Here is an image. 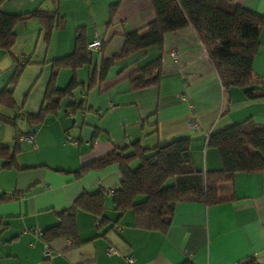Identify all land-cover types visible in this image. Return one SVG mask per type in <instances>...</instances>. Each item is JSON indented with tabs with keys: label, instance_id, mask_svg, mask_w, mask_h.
Wrapping results in <instances>:
<instances>
[{
	"label": "crops",
	"instance_id": "1",
	"mask_svg": "<svg viewBox=\"0 0 264 264\" xmlns=\"http://www.w3.org/2000/svg\"><path fill=\"white\" fill-rule=\"evenodd\" d=\"M234 4L264 16V0H233ZM117 3L109 22L111 5ZM56 10L64 16L62 28H53L45 44L36 19L17 24L11 49L0 50V92L12 87L14 109L0 106V114L25 119L44 104L49 82L64 89L71 79V97L47 112L32 129V141L19 138L15 166L2 168L0 159V264H236L254 257L264 264V173H237L231 182L218 185V196L230 199L214 206L197 202L177 205L165 234L133 227L130 212L118 222L111 203L118 189L116 165L75 177L80 166L117 148L125 154L132 144L152 149L178 138L190 141L195 169L206 172L221 167L217 152L206 145L210 133L249 120L264 124V97L249 100L243 90L225 91L205 49L190 26L167 33L160 52L162 76L156 85L130 89L129 75L137 65L155 59L159 50L139 52L138 64L118 62L98 81L99 64L117 55L122 34L139 30L153 19L149 0H4L1 10L25 13ZM86 29V48L92 62L71 71L53 67L52 61L71 54L77 28ZM95 37L104 48H89ZM253 61V76L264 84V25ZM175 51L177 58L171 57ZM17 65L23 69L13 82ZM93 77L91 87L88 79ZM13 85V86H12ZM82 103L80 107L71 102ZM153 121L156 125H153ZM194 122L196 127L189 124ZM0 122V143L11 150L13 130ZM9 126V125H8ZM69 141H75L74 146ZM105 192V225L82 210L75 219L79 244L66 238L44 244L37 232L57 222L54 211L66 208L82 192ZM47 246L50 256L43 254ZM114 248L117 254L108 255ZM132 257V262L127 258Z\"/></svg>",
	"mask_w": 264,
	"mask_h": 264
},
{
	"label": "trees",
	"instance_id": "2",
	"mask_svg": "<svg viewBox=\"0 0 264 264\" xmlns=\"http://www.w3.org/2000/svg\"><path fill=\"white\" fill-rule=\"evenodd\" d=\"M0 0V50L8 52L14 45L17 24L30 19L38 20L42 40L49 41L53 28L64 26V16L56 10L35 9L25 13H6L1 10ZM153 9V19L139 30L122 34L121 51L99 64L98 81L104 80L118 62L136 63L132 58L139 52L150 48L159 50L152 61L137 65L129 75L130 89H143L156 85L162 76L161 50L167 33L190 26L206 51L219 82L225 91L233 87L243 90L245 98L252 100L264 97V84L253 76V61L259 47V30L264 25V16L234 4L233 0H149ZM117 3L111 5L109 22L114 15ZM86 29L77 28L74 36V48L64 58L53 60V67H67L71 71L87 66L92 62V54L86 48ZM100 41V40H99ZM100 51L104 43H100ZM23 66L17 65L13 73L14 83ZM93 77L88 79L91 87ZM71 79L64 89L49 82L44 104L35 115L25 121L31 132H20L16 117L0 114V122L14 129L11 150L0 143L2 168L15 166L14 155L20 151L18 139L32 136V129L43 121L47 112L55 111L62 98L71 97L75 87ZM13 86V85H12ZM70 106L80 107L82 103L71 102ZM0 106L14 109L12 87L0 92ZM153 125L156 122L153 121ZM206 145L215 149L221 167L201 172L193 166L190 141L178 138L152 149L140 147L135 142L132 151L125 154L124 148H117L104 157L80 166L73 172L81 177L91 170H101L116 165L120 173L119 187L111 195L113 209L118 213L116 222L127 212L133 218V227L165 234L171 226L175 208L180 203L197 202L205 206H214L230 199L218 196V185L231 182L237 173H264V124H255L249 120L233 124L222 130L210 133ZM136 162V163H134ZM134 166V167H133ZM172 180L171 184H167ZM8 197H0L7 201ZM105 192H82L66 208L54 211L56 224L41 232L44 244L59 238L69 239L71 246L79 244L76 213L82 210L91 214L101 225L107 223L103 218ZM99 226V225H98ZM183 264H189L188 262ZM236 264H257L254 257H247Z\"/></svg>",
	"mask_w": 264,
	"mask_h": 264
},
{
	"label": "built area",
	"instance_id": "3",
	"mask_svg": "<svg viewBox=\"0 0 264 264\" xmlns=\"http://www.w3.org/2000/svg\"><path fill=\"white\" fill-rule=\"evenodd\" d=\"M88 47L89 48H99L100 47V41H99L98 37H95L94 40L92 41V43L88 45ZM171 57H173V59L177 58V54H176L175 51L171 52ZM189 126L191 128H194V127H196V124L194 122H191L189 124ZM21 138H23L27 142H31L32 141V136H21ZM68 144L71 145V146H74L76 144V142L75 141H69ZM99 224H100V222L98 220H96L95 221V225L98 226ZM38 230H37V232L40 235L41 232L38 231ZM43 254H44L45 257H49L50 256V251H49L47 246L44 247ZM107 254L108 255H114V254H117V252H116V250L114 248L110 247V248L107 249ZM132 260H133L132 257L127 258V262H129V263H131Z\"/></svg>",
	"mask_w": 264,
	"mask_h": 264
},
{
	"label": "rangeland",
	"instance_id": "4",
	"mask_svg": "<svg viewBox=\"0 0 264 264\" xmlns=\"http://www.w3.org/2000/svg\"><path fill=\"white\" fill-rule=\"evenodd\" d=\"M6 127H8V128H6ZM4 128H6L8 131L10 130H13V132H14V129L11 127V126H8V125H4ZM18 128H22V129H24V124L23 123H21V122H19V125H18ZM134 163H136V162H134ZM134 167V166H133ZM172 183V180H169L168 182H167V184H171Z\"/></svg>",
	"mask_w": 264,
	"mask_h": 264
}]
</instances>
